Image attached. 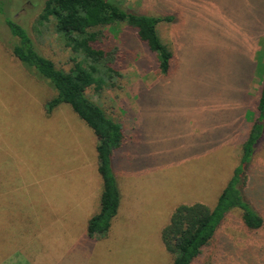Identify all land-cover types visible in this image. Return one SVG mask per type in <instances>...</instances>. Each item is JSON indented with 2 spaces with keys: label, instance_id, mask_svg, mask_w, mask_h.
Instances as JSON below:
<instances>
[{
  "label": "rangeland",
  "instance_id": "obj_1",
  "mask_svg": "<svg viewBox=\"0 0 264 264\" xmlns=\"http://www.w3.org/2000/svg\"><path fill=\"white\" fill-rule=\"evenodd\" d=\"M45 1L0 0V264H171L160 233L174 209L213 208L238 165L251 120L246 94H256L264 73V0H112L173 15L157 30L176 60L161 77L134 32L108 29L125 36L133 60L116 87L87 90L124 128L111 160L119 208L101 238L87 235L102 193L95 135L67 104L49 113L54 89L12 54L7 19L58 69L83 61L52 20L38 23ZM255 148L245 197L264 212V133ZM218 230L217 264L254 259L244 245L260 246L259 236L244 232L238 210ZM205 262L215 264L210 254Z\"/></svg>",
  "mask_w": 264,
  "mask_h": 264
},
{
  "label": "trees",
  "instance_id": "obj_2",
  "mask_svg": "<svg viewBox=\"0 0 264 264\" xmlns=\"http://www.w3.org/2000/svg\"><path fill=\"white\" fill-rule=\"evenodd\" d=\"M38 18L40 24L52 20L65 46L83 61L75 63L69 71L58 69L53 61L36 50L28 33L18 23L7 19L11 36L17 39L12 54L54 89L55 95L46 105L49 113L60 104H67L95 135L102 193L99 212L88 221L87 235L101 238L109 232L119 208L120 192L112 173L111 160L114 151L123 144L124 128L87 95V90L93 88L100 92L106 87H116L118 79L123 76L122 70L133 60L131 48L127 43H120L125 36L119 35V41L108 31L120 25L134 32L154 55L159 76L168 77L176 59L173 50L161 40L157 26L172 22L174 17L171 14L147 16L123 9L112 0H46ZM245 104L251 120L245 122L239 162L216 204L213 208L202 203L179 205L161 230V242L171 256V264H192L196 259L201 264H210L205 262L208 254L217 264L213 255L218 245V229L234 210L240 212L244 232L254 239L259 236L258 247L246 240L245 254L254 255V259H245L247 264H257L258 261L264 264V212L245 197V190L250 185L247 166L264 133V73L256 94L251 96L249 91L246 94Z\"/></svg>",
  "mask_w": 264,
  "mask_h": 264
}]
</instances>
